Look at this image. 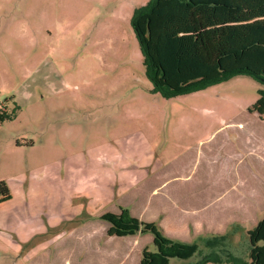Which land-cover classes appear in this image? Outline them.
<instances>
[{"label": "rangeland", "instance_id": "1", "mask_svg": "<svg viewBox=\"0 0 264 264\" xmlns=\"http://www.w3.org/2000/svg\"><path fill=\"white\" fill-rule=\"evenodd\" d=\"M149 1L0 0V115L11 116L0 121V182L12 195L0 204V264H65L63 247L109 225L98 217L86 225L94 216L80 205L90 203L97 216L116 211L124 174H146L184 156L205 161L213 150L224 161L232 152L254 151L245 165L260 188L247 190L257 211L251 215L255 221L247 220L248 231L263 219L264 178L258 182L264 176V121L248 109L264 85L241 75L172 99L153 92L133 26L136 9ZM215 1L218 7L201 5L203 11L167 1L164 13L139 22L152 55L160 58L164 83L172 88L264 64L256 30L260 0ZM194 13L204 17L206 28L219 22L216 29L227 34L228 55L215 67L196 61L189 45L177 55L186 44L176 38L184 31L191 35ZM160 37L165 42L155 50ZM145 235L155 251L153 236ZM229 240L231 252L246 258L248 238ZM192 243L203 255L213 252ZM40 249H48L40 253L46 260L33 259ZM200 258L171 264H196Z\"/></svg>", "mask_w": 264, "mask_h": 264}, {"label": "crops", "instance_id": "2", "mask_svg": "<svg viewBox=\"0 0 264 264\" xmlns=\"http://www.w3.org/2000/svg\"><path fill=\"white\" fill-rule=\"evenodd\" d=\"M167 1L170 3L179 0H161L155 11V17L160 10L164 13L165 8L168 7ZM201 1L203 2L196 5L201 11H203L201 5L204 9H208L209 6L215 8L219 5L215 0ZM256 10L258 12L256 19H259L257 24L260 25L256 30L262 35L260 43L264 44V0L258 2ZM152 15L145 19L151 20L152 18L149 17ZM161 17L162 14L160 19ZM218 23L216 22L211 28L216 29ZM179 35L181 37H177V41L186 46L176 51L177 55L183 56L186 49L194 48L195 41L192 33L186 36L184 31ZM157 40L159 43L160 41L165 42L161 37ZM254 66L264 69V64L260 62H256ZM238 125L241 127L242 123L239 122ZM214 152L215 150L209 153L205 161L199 160V157L193 160L192 156H184L177 161L161 163L155 169L148 170L146 174L139 175L137 171H130L124 174V185H118V189H124L123 194L120 195L121 198L116 197L118 201L124 199L122 203L124 209L131 210L136 206L137 210L134 211L139 213L140 207H143L140 217L144 216L146 222L155 223L164 236L172 239L184 242L198 241L204 245L208 239L225 236L227 247L230 246L229 239L240 241L245 238L247 240V220L251 217V220L255 221L256 216L251 215L257 213L255 198H252L247 190L260 188L257 184L258 176H254L253 171L250 173L245 165L248 153L254 151L250 150L247 154L232 152L233 155L227 161L218 160L213 155ZM220 167H226V172H218ZM254 168L256 170V166ZM261 173L263 174V167ZM262 178L264 176L260 177L258 183H263ZM108 188L112 189L110 186ZM135 190L139 192L137 191L135 200L130 202L125 196ZM99 207L103 208V205ZM80 208L88 216H94L86 218V225L92 223L96 217L101 219V216L106 213L103 211L97 216L93 208L91 209L90 203L80 205ZM52 217L54 221H57L66 216ZM101 221L104 220L101 219ZM109 227L110 224L107 228L102 226L100 232L96 230L82 243H70L69 247H63V251L67 252L65 264H140L143 250L150 248V236L141 233L127 237L109 236L107 234ZM231 247L230 253H232ZM47 250L40 249L33 259L46 260V257L41 256L40 253H47ZM47 263L45 261V264Z\"/></svg>", "mask_w": 264, "mask_h": 264}, {"label": "trees", "instance_id": "3", "mask_svg": "<svg viewBox=\"0 0 264 264\" xmlns=\"http://www.w3.org/2000/svg\"><path fill=\"white\" fill-rule=\"evenodd\" d=\"M161 0H150L149 3L139 9H136L133 17V26L137 34L141 51L144 58L145 74L147 79L153 85V92L161 94L167 99L177 98L181 96L191 95L200 91H204L211 86L226 82L236 76L246 75L254 78L264 85V69H250L247 66L227 69L221 74L212 78L201 77L195 79L192 84L182 88H172L164 83V71L157 64L159 57L153 56L149 42L143 34L139 22L141 19L152 15L158 8ZM182 3L198 5L201 0H179ZM194 19L191 23L192 36L194 38V50H196V58L200 64L207 67H215L216 62L228 55L227 34L222 33V29L206 28L204 17L194 13L191 16ZM220 30V31H218ZM159 46V41L156 43ZM181 78V77H180ZM249 113L257 114L264 121V90L260 92L259 99L248 109ZM11 116L7 114L0 115V121L3 122ZM138 190L132 191L126 195V199L130 202L135 200ZM12 195L5 182H0V204L10 201ZM123 200L118 201L116 211L107 212L101 216V219L108 222L110 227L107 231L109 236L127 237L141 234H151L153 236V244L155 251L144 249L140 264H171V260H190L197 254L201 256L196 264H264V217L257 225L247 232V238L250 248L246 258L233 255L227 249L226 237H215L204 242L205 248L213 251L211 254L203 255V251L198 243L184 242L166 237L162 234L158 226L153 222H146L144 216L140 217L143 207L139 209L134 206L131 210L122 207ZM219 249L220 251H218Z\"/></svg>", "mask_w": 264, "mask_h": 264}]
</instances>
